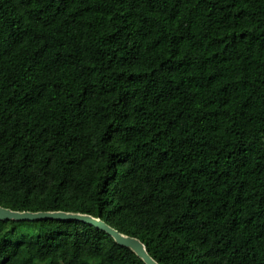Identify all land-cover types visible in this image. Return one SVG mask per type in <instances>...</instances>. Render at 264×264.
<instances>
[{"label": "trees", "instance_id": "obj_1", "mask_svg": "<svg viewBox=\"0 0 264 264\" xmlns=\"http://www.w3.org/2000/svg\"><path fill=\"white\" fill-rule=\"evenodd\" d=\"M0 205L264 264V0H0ZM0 264L145 263L48 219L0 220Z\"/></svg>", "mask_w": 264, "mask_h": 264}, {"label": "water", "instance_id": "obj_2", "mask_svg": "<svg viewBox=\"0 0 264 264\" xmlns=\"http://www.w3.org/2000/svg\"><path fill=\"white\" fill-rule=\"evenodd\" d=\"M48 219L78 221L96 227L112 236L117 244L130 248L145 264H158L148 255L144 244L139 239L124 235L91 215L65 211H15L0 205V220L42 221Z\"/></svg>", "mask_w": 264, "mask_h": 264}, {"label": "rangeland", "instance_id": "obj_3", "mask_svg": "<svg viewBox=\"0 0 264 264\" xmlns=\"http://www.w3.org/2000/svg\"><path fill=\"white\" fill-rule=\"evenodd\" d=\"M36 227H37V226H35V227L33 228V231H34V232H35V230H36Z\"/></svg>", "mask_w": 264, "mask_h": 264}]
</instances>
